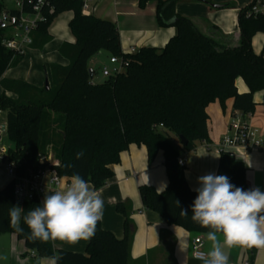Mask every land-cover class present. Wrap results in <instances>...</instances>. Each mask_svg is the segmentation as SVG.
I'll use <instances>...</instances> for the list:
<instances>
[{"label":"trees","instance_id":"obj_1","mask_svg":"<svg viewBox=\"0 0 264 264\" xmlns=\"http://www.w3.org/2000/svg\"><path fill=\"white\" fill-rule=\"evenodd\" d=\"M138 1L144 8L150 0ZM151 1L156 2L159 26H174L175 35L164 47L145 46L135 52H124L118 25L85 14L84 0H50L53 11L45 8L46 20L34 31L31 47L41 49L51 41L49 28L65 11L73 12L69 28L76 41L60 46L61 56L69 63L51 64L49 88L4 77L8 69L20 63L24 54H15L3 46L5 31L0 28V85L3 88L0 112L6 113L5 134L14 143V147L8 148L7 160L14 164L19 177L55 168L63 177L79 173L99 189L113 176L112 165L120 162L121 153L131 144L146 146L150 164L162 151L168 186L160 193L152 185H140L143 204L160 212L168 224L206 233L208 229L191 221V206L197 192L190 188L185 166L178 162L180 150H194L198 141L209 139L207 108L213 102L219 101L224 106L231 98L234 111L245 115L254 113V94L264 90V44L261 53H256L253 38L264 33V15L246 16L250 4L242 7L237 16L239 43L225 46L178 13L177 3L183 0ZM200 1L213 3V0ZM225 7L229 8L230 4ZM5 8L0 0V14ZM100 51L120 57L126 66L116 76L96 83L90 78L88 61ZM239 77L247 84L246 91L238 90ZM168 132L184 136L187 144L176 145ZM50 150L57 164L47 159L41 161ZM81 151L84 155L77 159ZM219 163L217 175H226L233 185L245 190L252 188L242 160L224 152ZM14 185L15 181L10 180L0 188V235L15 234L24 241L28 251L34 250L40 257L59 254L62 259L58 264H129L133 222L127 202L117 205V210L125 216V236L116 237L99 222L85 251L76 253L63 248V242L29 240L26 225H21L23 232L9 226L10 207L19 205L27 211L43 200L35 197L18 204ZM181 209L187 210V217L181 215ZM244 248L253 262L256 248Z\"/></svg>","mask_w":264,"mask_h":264},{"label":"crops","instance_id":"obj_2","mask_svg":"<svg viewBox=\"0 0 264 264\" xmlns=\"http://www.w3.org/2000/svg\"><path fill=\"white\" fill-rule=\"evenodd\" d=\"M199 1L183 0L177 4L176 9L180 15L187 16V7L182 3H196ZM213 3L230 4L229 1L225 0H213ZM242 7L244 6L212 7L211 10L205 12L206 19L202 18L197 23L192 21L201 32L213 37L220 44L236 46L240 39L237 16ZM84 13L115 22L120 31L121 45L124 52H135L145 46L164 47L177 31L174 26H167V28L159 26L156 16V2L151 0L144 8L139 6L138 0H91L88 2V9ZM72 17V11H65L54 20L49 28L52 36H54V32L58 27L65 30V39L60 42L58 48L64 42L74 43L76 41L69 28ZM259 40L261 41L259 42ZM260 43L261 48H257ZM263 44L264 33L256 34L253 38L254 51L261 53ZM29 49L33 48H27L25 53ZM98 53H102V51ZM97 54L89 60L94 59ZM90 61H88V67ZM53 63L68 65L69 61L63 59L49 61L48 66L45 65L44 67V84H46V80L50 82L48 70H50ZM4 77H6V72ZM16 78L39 87L44 86L42 84L44 80L37 74L33 75L32 72L24 79L17 76ZM236 85L240 92L248 89L247 84L241 77L237 78ZM254 100L256 108L249 120V125L257 129L259 133L264 134V90L257 91L254 94ZM207 111L210 113L208 119L209 139L198 141L194 150H180V157L185 160V178L193 191L199 187L198 177L208 173L217 174L220 153L217 152L216 146L227 133L232 117L236 112L231 98L225 102L224 106L219 101L209 104ZM5 116L6 113L4 112L0 127L5 124ZM2 133H5V131L0 132L1 137ZM179 142L174 143L179 146ZM238 159L242 160L247 167V177L252 188L258 187L261 191H264V148L245 152ZM48 160L50 162L56 161L52 150L49 151ZM1 164L4 163L0 161V188L11 180L6 168ZM112 168L114 170L113 176L101 188L96 189L104 199V213L100 222L105 229L113 232L116 237L123 238L126 226L125 216L117 210V205L121 202H127L129 217L133 222V232L129 242V264H201V261L193 258L192 242L196 236H201L204 242V250L207 251L209 242L205 233H197L178 225L168 224L160 212L146 208L142 202L139 191L140 185H152L160 193L168 186L163 152L159 151L150 164L146 146L131 144L127 150L121 153L120 162L112 165ZM48 177L49 172L44 174L45 180ZM65 179L70 180V177H65ZM89 184L94 187L93 184ZM56 189L51 187L45 191V194H50ZM185 239L188 246L186 250H182L180 241ZM88 241L82 240L75 245L62 243V247L76 253L84 252ZM226 251L231 264H245L246 262L264 264V249L256 248V256L253 262L249 259L244 247L237 246L230 250L226 249ZM3 257H7V259H3ZM45 258L47 257L32 255L24 241L15 234L5 233L0 235V264H47Z\"/></svg>","mask_w":264,"mask_h":264},{"label":"clouds","instance_id":"obj_3","mask_svg":"<svg viewBox=\"0 0 264 264\" xmlns=\"http://www.w3.org/2000/svg\"><path fill=\"white\" fill-rule=\"evenodd\" d=\"M83 155V151L78 152L77 159ZM197 182L191 221L208 229L205 236L209 248L194 251L193 258L201 264H229L226 249H264V191L258 187L245 190L233 185L226 175L216 173L200 176ZM103 213L101 193L79 173H73L66 186L46 193L40 205L27 211L14 205L8 210L9 226L23 232L21 225H26L29 240L69 245L94 238ZM181 215L187 217V210L181 209ZM187 246L186 239L180 241L182 250ZM45 259L47 264H58L62 256L53 254Z\"/></svg>","mask_w":264,"mask_h":264},{"label":"built area","instance_id":"obj_4","mask_svg":"<svg viewBox=\"0 0 264 264\" xmlns=\"http://www.w3.org/2000/svg\"><path fill=\"white\" fill-rule=\"evenodd\" d=\"M14 7L5 8L0 14V28L5 31L2 44L3 46L13 51L15 54H24L25 50L34 42V31L40 22L46 20L45 8L50 7V0H12ZM84 0L83 10L88 9V2ZM50 12L53 7L49 8ZM83 11V12H84ZM264 15V0H253L250 7L246 11V16ZM110 62L112 68L103 67V75H117L123 71L126 63L117 56H111ZM253 113L246 115L236 111L232 117L227 133L218 142L216 149L218 153H228L232 157L239 158L245 152L259 150L264 148V134L258 132L257 129L249 125V120ZM7 154V153H4ZM1 154V155H4ZM48 160L47 157H42L41 161ZM180 165L185 166V160L182 157L178 158ZM57 164V160L50 162ZM7 174L11 180L15 181L14 194L18 204H22L26 200H31L35 197L42 198L51 187L60 188L67 185L69 180L60 176L55 168H47L37 174L29 173L28 176L19 177L15 173V166L7 159L4 163ZM49 172L47 180L44 179V174ZM205 251L204 242L201 236H196L192 242V254L194 251ZM32 255H35L34 250H30ZM245 264H250L246 262Z\"/></svg>","mask_w":264,"mask_h":264},{"label":"rangeland","instance_id":"obj_5","mask_svg":"<svg viewBox=\"0 0 264 264\" xmlns=\"http://www.w3.org/2000/svg\"><path fill=\"white\" fill-rule=\"evenodd\" d=\"M7 8L14 7L15 3L12 0H1ZM230 2V7L234 6H246L251 4L253 0H225ZM181 2V1H180ZM178 2V3H180ZM177 3V4H178ZM184 6L187 7L186 13L187 18L193 20L197 23L200 19H206L205 12L211 10L212 7L204 1H199L196 3H187L183 2ZM184 16V15H182ZM194 17V18H193ZM65 30L64 28L58 27L57 30L54 32V36L52 37L51 41L46 44L45 47L33 48L29 49L25 55L23 56L22 60L20 61L18 66L12 67L6 71L7 78H16L17 77H27L29 73L37 74L43 81V85H45V65L48 66L49 61H56V59H64L60 52H59V44L60 42L65 39ZM261 40H259L260 42ZM257 48H261V43L257 46ZM111 54L107 51H102V53H98L94 59L89 62V69L95 70V76L93 81L96 83H101L106 80L107 76L103 75V67L107 66L109 68L113 67V64L110 62ZM48 74L50 75V70H48ZM50 78V76H49ZM3 92V89L0 85V93ZM4 112H0V121H3ZM1 130V127H0ZM167 135L173 142H179V137H177L174 133L168 132ZM2 140H0V155L7 153L8 148L14 147L13 141L8 139L5 133H2ZM6 168L4 164H1Z\"/></svg>","mask_w":264,"mask_h":264},{"label":"water","instance_id":"obj_6","mask_svg":"<svg viewBox=\"0 0 264 264\" xmlns=\"http://www.w3.org/2000/svg\"><path fill=\"white\" fill-rule=\"evenodd\" d=\"M225 5H226V4H217V3H212V4H211V6L214 7V8H221V7H224ZM89 73H90V78L93 79V78H94V72H93V69H89ZM45 86H46L47 88H49L48 80H46V84H45ZM5 130H6V124H2L0 132H4ZM0 140H2V139H1V135H0ZM179 141H180L181 145H183V146H185V145L187 144V140H186L185 137L182 136V135L179 136ZM6 159H7V155H6V154H4V155H0V161H1L2 163H5Z\"/></svg>","mask_w":264,"mask_h":264}]
</instances>
